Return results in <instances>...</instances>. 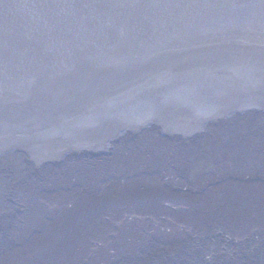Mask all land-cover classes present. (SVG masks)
Listing matches in <instances>:
<instances>
[{
  "label": "water",
  "instance_id": "water-1",
  "mask_svg": "<svg viewBox=\"0 0 264 264\" xmlns=\"http://www.w3.org/2000/svg\"><path fill=\"white\" fill-rule=\"evenodd\" d=\"M116 122L180 147L179 177L141 168L151 154L129 178L111 163L85 171L80 161L103 152L87 141ZM9 159L23 175L55 171L54 194L23 184ZM142 187L153 206H116ZM228 195L233 207L211 212ZM126 210L167 231L126 241L132 229L105 219ZM88 212L105 224L79 264H264V0H0V264L40 252L28 263L56 264L42 242L65 240L58 225Z\"/></svg>",
  "mask_w": 264,
  "mask_h": 264
},
{
  "label": "bare ground",
  "instance_id": "bare-ground-1",
  "mask_svg": "<svg viewBox=\"0 0 264 264\" xmlns=\"http://www.w3.org/2000/svg\"><path fill=\"white\" fill-rule=\"evenodd\" d=\"M40 85V84H39ZM22 106H25L24 104ZM17 107V106H15ZM115 124V123H114ZM117 126L114 127V132H106L103 135H100V138L96 141V139L99 136H95L93 139L88 140L87 142L91 146H101V150L103 152H100V154H92L88 155L86 158V161H80L81 167L85 170H94L96 171L97 168L103 167L105 165H99V164H106V163H111L109 166L110 170L112 166H118L119 168L125 170L128 174L127 178H129L131 174L135 173L137 170V167H135L134 163L142 156L144 159L148 158V155H153L152 158L148 159L145 163L141 164V168H144L148 171L152 169V166H160L161 171L164 173V176L166 178L170 179H175V177H179V174H176L175 172H179L180 168L182 165L180 162L184 163L186 162L181 158V160L176 163L174 155L177 154L176 151H179L181 148L178 146L173 145V143H169L168 146L155 143V131H151L154 128H148L146 130L143 129H137V128H130L124 125H120V122H116ZM119 124V125H118ZM159 137L164 138L161 132H157ZM149 137H153L149 139ZM67 145L65 143H60L59 145L53 144L52 151L62 149L65 150L67 149ZM69 154V153H68ZM80 154V153H78ZM81 155V154H80ZM46 162L48 164H53L56 162L54 158H45ZM128 161V164H124L125 162ZM133 164H131V163ZM13 164V160L9 159L7 162V166L11 167ZM175 166V168H174ZM140 167V166H139ZM12 168L16 169L19 174H20V180L24 184L26 181L30 180L32 183V187L35 189L41 191L43 188L48 190V196H52L54 194V190L51 189L52 186H58L54 182L57 180L58 174L55 171H49L47 174H45L44 170L41 169L38 166L37 172L35 174H29V172L25 175L20 173V170L18 168H15L12 166ZM139 169V168H138ZM29 174V175H28ZM26 178V179H23ZM68 180H70L68 182ZM72 180H75V177H72L71 179H68V177L63 178V182L61 183V186H64L66 190H69L71 188L70 184ZM35 181V182H33ZM96 180L92 181V183H97L95 182ZM112 181V178L110 179ZM133 181V180H131ZM180 182V181H178ZM107 185L106 183H104ZM127 184V183H125ZM112 184H109L111 186ZM184 188H187V185H182ZM104 187V185H103ZM49 198V197H48ZM50 199V198H49ZM230 201L225 208L229 209L230 206L233 207L235 201L231 198L230 195L224 196L220 200H217L216 203H221L224 204L226 202ZM66 203V202H65ZM79 204V201L73 206L72 209L65 208V212H71L74 211V207ZM81 207L84 208H90L87 203H82L80 204ZM144 206L150 207L149 204H145ZM218 206V205H216ZM86 208V209H87ZM234 208L236 212H246L248 209H242L239 210ZM126 213L123 214L122 217L117 216L115 213L108 214L105 216V219H109V222L111 223V227L113 231L116 232V229L118 227L117 232H122L126 231L127 229H130L131 231H128V233L125 234L126 236V241L129 242H138L140 239H144V236L142 235V231L145 230L146 232L153 231L155 227H163L164 230H166L167 222L163 220H155V223L151 222V219L153 216L150 213L147 212H142V214L136 216H131L130 213L128 212H136V210H126L124 211ZM53 214V213H51ZM89 216H85L82 220H77L74 222H70L68 219L64 225H58L59 228H62L66 233L67 237L65 240H63V235L61 234H55V235H50L47 237V239L42 242L44 245H41L40 247L42 248V251L44 249L46 251H50L53 256L51 258L55 259L54 262L56 264H62L68 262L69 264H79V260L82 254V251L84 249L86 250L89 248L87 245L89 242H93L95 240H98L101 237V235H90L91 233L94 232L97 233L102 229L103 225L105 224L104 221L101 219L96 221V212H88ZM124 215H129V216H124ZM81 218L80 216H77ZM108 217V218H107ZM90 218V222H86ZM92 218V219H91ZM87 223V227L82 230V228H76V223L78 225H82L85 222ZM109 225V224H108ZM153 225L155 227L151 228ZM64 226V227H63ZM75 226V227H74ZM117 226V227H115ZM130 227V228H129ZM116 228V229H115ZM143 229V230H142ZM172 229V230H171ZM170 233L174 232V228L171 227ZM56 231V226L54 228ZM54 231V232H55ZM99 234V233H98ZM86 235H90L85 239ZM82 237V238H81ZM71 248H75L79 253L76 254L78 261L76 260V257H72V255L69 256V254L73 250H69ZM39 254L33 253L32 256L27 255V256H20L17 257L16 255L11 258L9 261L10 264H29V262L32 261V258L39 256ZM49 255V252H48ZM14 260V261H13ZM83 260V259H82ZM82 260L80 263H82ZM78 262V263H77Z\"/></svg>",
  "mask_w": 264,
  "mask_h": 264
},
{
  "label": "rangeland",
  "instance_id": "rangeland-1",
  "mask_svg": "<svg viewBox=\"0 0 264 264\" xmlns=\"http://www.w3.org/2000/svg\"><path fill=\"white\" fill-rule=\"evenodd\" d=\"M122 187H124V186H122ZM146 188L147 187H142V190L134 192V195L137 193L135 196H131L130 198H126V197L125 198H119L116 201L117 203L115 201H114V203H116V206H118V205H124V204L130 203V202L136 203V204H139V203L140 204L141 203L147 204V203H149L151 206H153L154 205V202H153L154 201V198L151 195V194H153V192L147 190ZM129 191H131V189H129ZM138 193H140V194H138ZM58 195L59 194H57L56 197H57V199H60V198H58ZM127 195H129V194H127ZM108 200H109V198L108 197H105V198H102L100 200L94 201L92 203H97V204L100 205L99 207L104 208L105 204L108 203ZM227 204H228V202H226L224 204L214 203L213 205H211L212 207H211L210 210H211V212H217V213H219V212H226V211H228V210L225 209V207L227 206ZM216 205H218V206H216ZM66 208L72 209L73 206H72V204L70 202H68V205L66 206ZM76 214H77V212H69V215H70L69 218L75 216ZM166 231L167 230H165V232Z\"/></svg>",
  "mask_w": 264,
  "mask_h": 264
}]
</instances>
